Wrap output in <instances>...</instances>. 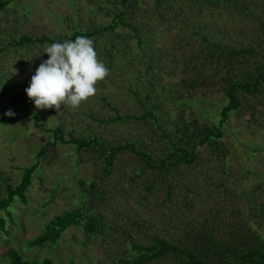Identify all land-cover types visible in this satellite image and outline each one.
Instances as JSON below:
<instances>
[{
    "label": "rangeland",
    "instance_id": "rangeland-1",
    "mask_svg": "<svg viewBox=\"0 0 264 264\" xmlns=\"http://www.w3.org/2000/svg\"><path fill=\"white\" fill-rule=\"evenodd\" d=\"M120 1L9 0L0 12V199L52 140L49 129L60 127L64 139H97L106 149L132 143L157 161L170 149L161 129L173 138L184 127L189 138L218 127L228 87L264 70V0H127L123 13L141 29L142 45L123 25L104 33L94 48L109 75L96 95L76 110L36 109L25 89L51 44L12 43L23 35L66 41L72 27H103L111 3ZM240 50L248 52L231 53ZM235 96L239 107L222 126L217 151L205 144L193 165L168 172L151 170L124 150L103 174L104 163L92 152L60 142L47 147L26 202L15 198L9 208L12 222L0 212L8 223L0 229V264L9 248L30 261L121 264L140 256L134 245L149 246L152 238L194 245L213 236L244 245L241 233L249 226L260 233L256 221L264 222V83L256 93L237 89ZM10 109L14 117L5 116ZM144 110L158 122L139 119ZM116 112L138 119L110 122ZM75 209L101 215L102 231L70 226L54 244L29 245L50 219ZM147 264L174 263L164 257Z\"/></svg>",
    "mask_w": 264,
    "mask_h": 264
},
{
    "label": "trees",
    "instance_id": "trees-1",
    "mask_svg": "<svg viewBox=\"0 0 264 264\" xmlns=\"http://www.w3.org/2000/svg\"><path fill=\"white\" fill-rule=\"evenodd\" d=\"M126 1L127 0H121L120 2L111 3L112 7L105 13L107 17H110L109 23L105 24L103 27L92 28L87 31L72 27V34L66 37V41H74L78 36H86L95 43L104 33L111 32V34H115L116 28L119 25H123L129 29V35L131 34L137 39V43L142 45L143 41L139 35L141 29L135 26L133 22L126 21V15L123 13V6ZM156 2L160 4L161 0H156ZM8 3L9 0H0V12ZM111 8H113V11H111ZM62 42L64 41L60 38H30L23 35L18 42L12 44L14 46H20L23 44L40 45L44 43L53 44ZM245 52H248V50L232 51L231 53L240 55ZM262 83H264V70L258 71L254 78L238 81L232 86H229L225 93L226 103L220 110L218 127L216 128L208 129L203 133H191L189 138L186 136L187 130H184V127L178 128L176 132L173 133V138L168 134V131L161 129L162 136L169 141L170 149L166 155L160 157L157 161H155L150 154L137 151L132 143L106 149L105 144L97 139L74 138L72 136L64 139L60 127L49 129L48 132L52 135V140L39 149L36 154V162L28 168L23 169L21 179L15 186L6 185V193L3 198L0 199V212L4 213L9 221L12 220L9 208L14 199L18 198L20 201L26 202V197L24 196L25 190L31 184L32 176L39 166L41 156L45 154L47 147H53L59 142L63 145H73L77 151L92 152L99 159H102L104 163L102 170L103 174H109V168L115 160L116 153L124 150H128L141 157L144 166L151 170L168 172L170 168L176 167L179 164L188 166L193 165L197 157V149L203 145L209 143L214 147V150L217 151V140H220L223 136L222 126L227 123L230 113L239 107L235 91L238 89L253 94L259 91V87ZM134 95L137 96L136 93H134ZM140 118H151L155 123L158 122L153 112L151 113L148 110H144L143 115H141L139 119ZM124 119L138 118L130 115L121 116L116 112V117L111 119L110 122H117ZM2 122L5 121L0 120V123ZM156 125L159 127L158 124ZM35 126L36 128H42V126L38 124L37 119ZM185 129L188 128L186 127ZM243 224L248 226V220L244 219ZM7 225V221L0 217V229L4 231ZM256 225L258 229L262 230L260 233L252 226L247 227L248 230L246 229V233H241V235L246 234L242 236L246 238L244 245L230 244L226 241H212L209 237L212 238L213 236L201 239L198 244L194 245L181 244L173 241L169 242L161 238H152V244L149 246L134 245L133 249L141 253L140 256L128 259L121 264H147L164 257L171 258L174 264H264V222L260 223V221H256ZM70 226H81L87 232H96V230L102 231L104 228V221L99 214H91L87 215V217L83 216L79 209L56 215L46 223L45 232L34 238L29 245L41 247L46 243L54 244ZM5 256L7 261L4 264H54L48 259H42L40 261L26 260L14 248H9ZM70 264L76 263L70 262Z\"/></svg>",
    "mask_w": 264,
    "mask_h": 264
},
{
    "label": "clouds",
    "instance_id": "clouds-1",
    "mask_svg": "<svg viewBox=\"0 0 264 264\" xmlns=\"http://www.w3.org/2000/svg\"><path fill=\"white\" fill-rule=\"evenodd\" d=\"M48 59L43 61L32 75L25 89L35 108L56 109L67 105L76 110L97 93V83L103 81L109 70L98 59L94 42L86 36L74 41L53 43L46 47ZM10 109L5 116L14 117Z\"/></svg>",
    "mask_w": 264,
    "mask_h": 264
}]
</instances>
